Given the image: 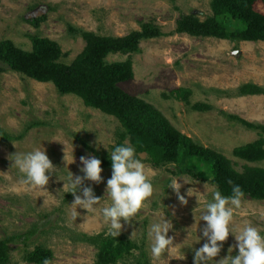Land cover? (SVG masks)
Instances as JSON below:
<instances>
[{"label":"rangeland","instance_id":"1","mask_svg":"<svg viewBox=\"0 0 264 264\" xmlns=\"http://www.w3.org/2000/svg\"><path fill=\"white\" fill-rule=\"evenodd\" d=\"M210 4L211 0H1L0 42L11 40L30 51L32 42L28 35H39L59 43L67 55L64 61L70 63L83 51L85 42L74 37L68 31L69 26L120 37L140 30L144 23H153L166 36L142 42L139 54L118 53L108 57V63L124 62L129 58L133 62V80L120 87L155 106L176 129L198 144L223 153L237 170L241 171L244 165L264 168V162L248 164L232 155L236 147L257 140L258 133L219 113L264 124V96L235 95L240 86L248 83L264 88V42L234 43L172 34L182 14H194L201 20L212 16ZM256 9L264 14L262 3H258ZM40 18L45 19L38 28L29 22ZM225 23L231 30L235 28L234 21L225 20ZM179 88L191 90L192 105L209 104L214 110L195 112L181 101L164 97ZM220 91H227L230 96L221 95ZM29 124L34 127L21 141L0 143V238L30 235L26 244L10 245V264H30L24 256L36 246L53 252L52 264H95L97 250L83 243L80 234H110L109 225L102 215L88 214L83 208H77L80 215H74L71 206L74 198L69 202L64 200L72 190L70 171L83 176L80 157L92 156L76 137L110 155L118 146L116 133L120 124L114 117L87 107L76 96L60 95L53 84L30 79L0 62V126L10 134H19ZM65 145L69 161L75 157V162L67 167ZM38 148L46 150L56 167L54 174H50L47 191L34 190L24 184L23 174L12 167L9 159L16 152L27 153ZM139 157L152 171L150 180L154 194L138 214V220L134 219L131 225L122 221L124 228L120 236L138 245L144 244L152 263L148 231L153 223L166 217L173 225L168 235L174 238L175 255L185 258L171 259L165 254L158 264H194V250L207 242L202 232L207 222L201 220V216L207 203L213 202V192L218 191L217 188L190 177H174L170 173L172 166L158 169L147 161L146 154ZM102 169L103 183L85 181V186L92 187L94 194L101 198V209L112 204L106 193L112 168ZM173 179H180L181 194L188 200L187 205H182L169 188ZM189 189L193 196L187 195ZM245 222L257 227L264 236V201L243 198L241 208L235 210L232 227L238 229ZM235 244L237 241L230 234L216 261L227 257L229 248ZM135 253L137 255L138 251ZM232 255H238V248Z\"/></svg>","mask_w":264,"mask_h":264},{"label":"trees","instance_id":"2","mask_svg":"<svg viewBox=\"0 0 264 264\" xmlns=\"http://www.w3.org/2000/svg\"><path fill=\"white\" fill-rule=\"evenodd\" d=\"M258 3L264 5V0H211L212 16L201 20L194 14H182L172 34L234 43L264 42V14L256 9ZM44 19H32L29 22L38 28ZM225 20L234 21L235 28L231 30ZM68 31L85 42L83 51L70 63L64 61L67 55L59 43L39 35H28L32 42L30 51L16 46L11 40H2L0 62L11 71L30 79L53 84L60 95L76 96L87 107L114 117L120 124V130L116 133L117 145L127 141L135 149L137 159L144 153L153 167L161 169L172 166V176L208 182L224 196L231 195L232 185L228 183L231 180L242 188L244 197L264 201L263 167L244 165L241 171L237 170L233 161L223 153L198 144L176 129L155 106L128 94L120 87V84L133 80V62L129 58L124 62L108 63V57L118 53H141L142 42L166 36L160 27L144 23L140 30L120 37L99 35L72 26H69ZM219 93L230 96L227 91ZM235 95L264 96V88L248 83L240 86ZM164 97L181 101L195 112L208 113L214 110L209 104L192 105L191 90L186 88L175 89ZM219 113L257 132L259 136L254 142L236 147L232 155L248 164L264 162V124L251 123L221 111ZM33 127L34 124H29L24 132L10 134L0 126V143L21 141ZM76 140L102 161V168H112L108 153L97 151L80 137H76ZM73 198L70 193L64 202ZM29 239L30 235L22 234L0 238V264H10L11 244H26ZM80 240L97 250L95 264H152L144 244L138 245L123 236L114 238L106 232L93 236L80 234ZM24 257L30 264H43L45 258L53 260V252L44 246H36L32 251H27Z\"/></svg>","mask_w":264,"mask_h":264},{"label":"clouds","instance_id":"3","mask_svg":"<svg viewBox=\"0 0 264 264\" xmlns=\"http://www.w3.org/2000/svg\"><path fill=\"white\" fill-rule=\"evenodd\" d=\"M64 153L65 167H67L75 162V157L69 161L66 145ZM9 159L12 161V167L23 174L24 184L34 190L47 191L50 174H54L56 167L45 149L38 148L27 153L16 152L11 154ZM110 159L112 176L107 180L106 193L111 197V206L101 209L99 207L101 198L94 194L92 187L85 186L86 180L95 184L103 183L102 161L94 155L81 156L83 167L80 171L84 175L76 176L70 171L69 180L72 189L70 193L74 197L71 204L74 215H80L77 208L87 210L88 214L102 215L104 222L109 225L110 235L115 238L120 236L124 228L122 221L131 225L133 220L137 219L138 214L146 207V202L153 196L154 187L150 180L151 169L146 168L145 164L136 158L132 146L127 143L116 146L110 152ZM179 180L173 179L169 188L175 192L182 205H187L188 200L181 194L182 185ZM228 183L232 185L231 195L224 196L220 191H214L213 202L207 203L206 211L201 216V220L207 222L202 230L207 242L194 250V264H213V262L214 264H264V236L261 235L260 230L248 222L238 229L232 227L235 210L241 208L245 193L233 181L229 180ZM66 186L64 183V187ZM205 188L207 189L206 184ZM187 195L193 196L192 189L188 190ZM172 227V222L166 217L151 225L148 238L151 241L152 264H158L165 254L171 259L185 258L175 255L174 238L168 235ZM134 234L135 232L132 236ZM230 234L235 237L237 244L229 248L227 257L216 261L215 258L219 256L223 243L228 240ZM235 248H238V255L233 256L232 252ZM43 264H52V261L45 258Z\"/></svg>","mask_w":264,"mask_h":264}]
</instances>
